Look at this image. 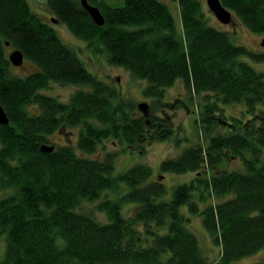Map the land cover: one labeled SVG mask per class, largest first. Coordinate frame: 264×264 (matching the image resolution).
Listing matches in <instances>:
<instances>
[{
	"label": "trees",
	"instance_id": "obj_1",
	"mask_svg": "<svg viewBox=\"0 0 264 264\" xmlns=\"http://www.w3.org/2000/svg\"><path fill=\"white\" fill-rule=\"evenodd\" d=\"M86 1L98 8L103 26L80 0L45 5L52 21L143 81L141 93L155 108L177 81L189 99L200 97L191 113L205 141L159 164L158 174L192 175L166 201L165 185L152 180L147 165L115 176L114 154L78 156L75 150L90 156L110 139L143 154L144 144L172 142L175 130L167 117L147 118L126 106L27 0H0V105L9 120L0 125V264H233L264 250V72L244 60L261 63L264 54L209 26L200 0H171L180 31L159 0ZM220 2L251 34L264 36V0ZM9 49L22 52L36 71L14 75ZM54 82L87 89L64 104L42 94ZM236 104L247 116L230 115L231 124L224 107ZM34 105L39 113L32 115L27 107ZM67 127L79 130L76 146L51 145L49 137ZM47 145L53 151L44 153ZM228 159H239L242 168L227 170ZM95 201L104 223L78 211ZM124 204L135 207L133 214L122 213ZM191 216L200 217L219 246L216 261H206L186 228Z\"/></svg>",
	"mask_w": 264,
	"mask_h": 264
},
{
	"label": "rangeland",
	"instance_id": "obj_2",
	"mask_svg": "<svg viewBox=\"0 0 264 264\" xmlns=\"http://www.w3.org/2000/svg\"><path fill=\"white\" fill-rule=\"evenodd\" d=\"M111 6H123V0H104ZM163 4L167 5L170 13L175 22V28L177 31L180 27V19L178 14V9L176 8L175 2L171 0H159ZM201 8L203 11L204 18H206L209 26L217 28L219 31H225L229 34L232 41L239 46H244L250 52L257 54H264V50L260 47V43L263 40L264 36L251 34L246 27H244L240 21L233 17V21L230 25H223L214 17L212 12L206 6V0H200ZM28 6H30L32 12L41 18L44 22L48 23L50 26L55 28L57 35L60 37L62 43L68 46L72 51L76 52V55L79 57L80 61L86 67V69L97 77L99 80L113 87V89L118 94L119 99L123 101L124 104H131L134 109V113L141 114L145 117H150L151 115H156L160 117H167L169 120L170 126L175 130V139L178 140L179 146L172 142H153L151 144H144L143 154H139V150L134 151L133 149H128L124 144H120L115 140H106L103 141L98 151L90 156L84 155L82 152L75 150L76 154L82 157H92L94 159H101L107 153L114 154L115 166L113 174L115 176L120 175L128 169L132 168L134 165L145 164L152 169L153 175L152 180L155 179L161 181L165 188L167 189L166 195L163 197V200H171V195L173 193V188L178 184L186 183L192 179L191 173L186 174H170L165 173V175L158 174L159 164L174 156L179 155L185 148L190 146H195V144L204 143L201 135H199V129L196 124H194V119L197 118L195 114L191 111H196L197 106L201 104L200 97L192 96V99L188 98L187 93L183 88V84L179 81L175 82V85L171 88L166 89L165 98L161 102L162 106L160 108H155L151 105V100L145 98L142 95V89L145 86V83L141 80L137 81L133 79L129 73L121 67H114L107 62L105 55H103L98 50H91L86 45L85 41L77 39L75 36H72L68 31L66 25L57 24L52 21V15L48 11L45 0H27ZM12 49L7 51L8 55L11 53ZM252 68H255L259 72H264V62L257 63L252 62L248 58H244ZM12 72L18 77L27 76L32 74L35 69L33 62L24 60V63L21 67L12 66ZM87 88L82 86H73L66 85L63 86L59 83H50L47 88L42 91V94L48 95L50 97L56 98L61 103H68L70 97L76 93L77 90H86ZM140 103H146L149 106L148 112L144 115L141 110L138 109ZM199 108V107H198ZM241 106H225L224 110L229 116L225 119L226 122H230V115L234 117L246 118L247 114L243 109H240ZM27 112L32 115L38 114V108L36 105L27 107ZM249 118V116L247 117ZM220 133H226V129L218 128ZM79 130L77 128H61L54 135L49 137L51 145H61V146H76L77 137ZM227 170H239L242 168L240 160L228 159L226 162ZM162 176V177H161ZM122 189V188H121ZM108 192V191H105ZM121 195V194H120ZM109 196V194H108ZM114 196V195H113ZM119 198V197H118ZM98 202L92 203H82V206L79 207V212H85L86 214H91L98 221H105V216L98 213L96 206ZM135 211V207L130 204H124L122 213L125 216H130ZM182 213L186 215V209L181 208ZM190 223L186 225V228L190 230L196 239L199 241V247L202 251L204 258L208 263L216 261L221 252L218 245L214 244L211 237H209L207 231L203 228L200 217H190ZM159 232L163 233L164 231L159 229ZM4 237L0 238L1 240ZM5 241V240H4ZM5 244L3 241L0 242V260L5 253ZM233 264H264V250L253 254V256L243 257L242 260L233 262Z\"/></svg>",
	"mask_w": 264,
	"mask_h": 264
},
{
	"label": "water",
	"instance_id": "obj_3",
	"mask_svg": "<svg viewBox=\"0 0 264 264\" xmlns=\"http://www.w3.org/2000/svg\"><path fill=\"white\" fill-rule=\"evenodd\" d=\"M80 3L82 7L87 11V13L90 15V18L92 22H94L98 26H103L104 25V20L102 14L99 12L98 8L92 7L87 3L86 0H80ZM206 6L208 9L212 12L214 17L219 21V23L223 25H230L233 21V17L231 12H229L223 5L221 4L220 0H206ZM56 22V21H54ZM8 46V44H6ZM261 47H264V38L260 43ZM8 60L10 64L14 67H21L24 63V57L22 52L19 50H13L11 53L8 55ZM138 106V109L142 111V113L145 115L148 112L149 106H147L146 103H140ZM8 116L4 112V109L0 105V125H8ZM41 150L44 153L51 152L53 151L52 146H42Z\"/></svg>",
	"mask_w": 264,
	"mask_h": 264
}]
</instances>
